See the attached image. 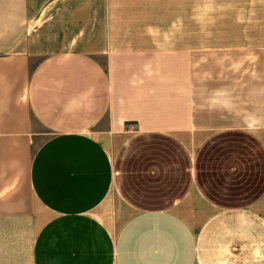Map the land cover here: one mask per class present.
<instances>
[{"label":"crops","instance_id":"1","mask_svg":"<svg viewBox=\"0 0 264 264\" xmlns=\"http://www.w3.org/2000/svg\"><path fill=\"white\" fill-rule=\"evenodd\" d=\"M0 264H264V0H0Z\"/></svg>","mask_w":264,"mask_h":264},{"label":"rangeland","instance_id":"2","mask_svg":"<svg viewBox=\"0 0 264 264\" xmlns=\"http://www.w3.org/2000/svg\"><path fill=\"white\" fill-rule=\"evenodd\" d=\"M123 141V140H122ZM122 141H119V142H121L122 143ZM119 142H116L114 145L116 146V148H114V146H113V151L115 152L117 149H118V147L120 146V144H119Z\"/></svg>","mask_w":264,"mask_h":264}]
</instances>
